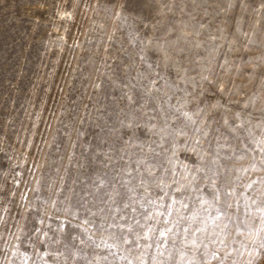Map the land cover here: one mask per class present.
I'll list each match as a JSON object with an SVG mask.
<instances>
[{"label":"rangeland","instance_id":"374dc122","mask_svg":"<svg viewBox=\"0 0 264 264\" xmlns=\"http://www.w3.org/2000/svg\"><path fill=\"white\" fill-rule=\"evenodd\" d=\"M125 78L146 89L158 106L187 112L205 131L218 127L213 148L222 165L220 182L235 187L241 207L264 199V0H0V208L8 210L0 212V220L8 221L0 225V264H218L211 255L202 257L205 251L231 253L224 264H264L258 243L264 232L237 230L224 217L206 226L203 209L215 216L214 207L197 203L189 210L173 203L179 199L175 189L193 177L185 166L204 163L200 155L208 156L212 137L203 139L202 149L191 142L172 144L175 175L153 169L163 191L137 189L133 213L118 218L122 210L114 208L111 227L85 223L79 209L75 216L61 212L53 218L52 202L78 192L89 179L86 173L102 178L114 152L109 145H118V137L133 150L127 144L131 131L120 127L121 121L132 123L124 120L127 102L119 98L120 89L136 98L124 87ZM137 108L152 111L148 101ZM138 122L147 131L133 144L144 141L146 154L152 146L157 152L169 147L153 135L162 120ZM101 123L114 124L116 131L96 147L92 171L88 157ZM229 126L237 129L235 137ZM169 191L173 195H165ZM103 207L91 209L101 224ZM37 210L48 216L44 224ZM248 211L255 214L254 207ZM145 212L151 220L142 218ZM68 233L75 239H65Z\"/></svg>","mask_w":264,"mask_h":264},{"label":"snow or ice","instance_id":"6c2138e0","mask_svg":"<svg viewBox=\"0 0 264 264\" xmlns=\"http://www.w3.org/2000/svg\"><path fill=\"white\" fill-rule=\"evenodd\" d=\"M131 4V0H129ZM128 78L124 80V87H127L133 90L136 93V98L133 100L132 97L128 96L124 88L120 89L119 98L127 102V111L124 115V120H132V123L125 124L122 121L120 122V127L122 129H127L131 131L130 139L127 141V144L133 149L131 152L127 148L123 147L124 141L123 137H118V145H109L113 147L114 152L107 160H105V171L103 172L102 178L92 179L91 173H86L89 176L87 183H81L79 191H72L71 196H64L59 202H52L53 206L56 208V212L52 214L53 218L59 219V214L61 212L65 213L67 216L77 215V209L80 213L87 217L85 223L93 225L97 228L111 227V224L107 223L109 217L113 214L114 208H120L122 211L118 214L120 215H129L133 213V206L136 201L132 197V193L136 192L137 189L143 191L145 187H156L163 191L161 185L158 181V172H154L153 169H159L166 171L168 175H175L173 171V160L176 158L175 151H172V155H168V151L171 148V145L174 143L187 145L190 142L196 146L203 148V139L206 137H212L207 139L208 144V156L205 158L201 153L200 159L204 160L202 165H198L195 168H188L185 166L186 171L193 173V177L188 181L187 185H181L175 189V195L179 197L178 200L173 201L174 204H181L184 208L192 210L195 208L197 203L203 205H209L214 207L215 216L212 213L208 212L207 208L203 210L207 212V216L201 221L207 226L208 221H212L215 224L216 221L220 220L221 217L227 219L230 223H235L237 230L243 229L248 232L257 231L264 232V199L259 201L253 199L251 205L244 203L243 207L240 206L239 200L235 198L236 189L234 186H229L228 188L224 187V184L220 181L222 180L223 174L221 173V164L218 158V153L213 148V143L216 140L218 133V127L212 128L210 132L205 131L204 128L198 126V122L193 120L192 117L187 113L182 111L179 108L169 105L167 109L164 108L163 103L157 105L155 103V97L147 92V90H141L136 84L128 83ZM105 92L104 98L107 99V88L111 87L110 82H105ZM148 101V107L152 109L151 112L145 114L142 109H138L137 105H142V102ZM87 107V106H85ZM118 109L115 108V101L112 102V111L113 114ZM73 122H75V117L79 116V105H73ZM107 115V113H105ZM175 117V123H170V118ZM143 118L148 122H153L155 120H162L163 127L160 128L159 132H153V135H158L161 140H164L168 144V148L161 147L160 151L157 152L156 147H151V152L146 154L144 152L145 142L141 141L138 144H133V141H140L141 135L147 131L146 125L144 131L141 132V125L139 120ZM109 119H112L110 116ZM224 124L228 125V120H224ZM235 124V120L232 121V125ZM207 127V126H206ZM116 131L115 125H108L106 123H101L99 125V132L94 135V144L95 147L92 149V153L88 157V167L92 171H96V166L93 160V154L95 153L96 147L101 146V140L105 137H109L112 133ZM226 131L233 134L235 137V132L237 129L235 127L229 126L226 128ZM191 132L192 136H189L188 133ZM139 133V134H138ZM125 136L129 135V131L124 132ZM178 137H185V139L179 140ZM220 135V139H222ZM218 144V141H216ZM154 144L156 142H153ZM185 151L188 149L185 148ZM123 153V154H122ZM104 154L101 153L100 156ZM127 157V159H125ZM99 157H97L98 159ZM110 166V167H108ZM129 169L131 171H129ZM199 173V175H195ZM128 177V180H125V177ZM188 179L187 177H182ZM139 180V183H137ZM177 181H173V184H176ZM90 185V186H89ZM252 184L248 185V188L251 189ZM200 193L199 196H194L193 193ZM165 195L171 196L173 193L169 191ZM264 196V194H261ZM208 199H203V197ZM190 201V203H189ZM155 204V201L151 202ZM103 205V211L107 213V216L104 217V224H101L97 218V213H93L91 209L93 207L99 208ZM161 207L164 208L165 212L168 211L167 204H161ZM142 208L143 205H140ZM250 207L255 208V214H251L248 209ZM7 209L0 208V212H7ZM231 212L232 215L229 216L228 213ZM142 218L147 217L148 220H151L152 217L148 216L147 213L141 214ZM163 215V214H161ZM35 216L40 218L41 224H44L48 219V216H40L39 210L35 213ZM241 216L244 219H241ZM234 218V219H233ZM14 219V218H13ZM186 219V218H184ZM195 219V217H193ZM8 221L0 220V225H7ZM71 225V220L68 221ZM257 225L260 227L258 228ZM62 223L57 226L56 232L60 231ZM76 227H80L79 224ZM228 225H224L222 231L227 230ZM49 230H51L49 226ZM207 228H198L197 231L204 232ZM31 231H38L36 228H32ZM43 231V229H39ZM87 232V229H84ZM166 231H171V229H166ZM56 232L53 235H56ZM239 234V233H238ZM161 236L165 235V231L160 232ZM71 234L68 233L65 236V239L70 238ZM75 239L74 237H71ZM4 236L0 233V243L4 241ZM216 239L213 238V243H216ZM221 245L225 247L228 246V241L219 240ZM135 243V241H133ZM241 247H247L243 241H240ZM257 242H253L255 244ZM259 246L264 248V237L259 241ZM235 241H233V245ZM236 253L239 255L240 249H235ZM211 255L213 259L218 261V264H224L225 256H230L231 253H220L213 251L211 253L205 251L202 254L203 256ZM202 264V260L198 262ZM233 264L235 262L233 261Z\"/></svg>","mask_w":264,"mask_h":264}]
</instances>
